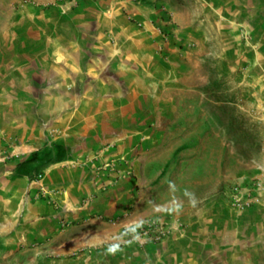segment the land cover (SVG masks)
<instances>
[{"label": "rangeland", "instance_id": "obj_1", "mask_svg": "<svg viewBox=\"0 0 264 264\" xmlns=\"http://www.w3.org/2000/svg\"><path fill=\"white\" fill-rule=\"evenodd\" d=\"M83 1L0 0V82L8 77L9 67L19 68L14 75L21 77L15 88L1 86L0 101L18 102L19 114L29 107L42 129L48 128L43 102L48 58L39 55L40 35L51 38L49 62L67 65L69 74L77 76V81L67 82L68 94L82 99L96 90L89 87L90 73L78 79L70 66L77 58L67 60L60 52L76 47L72 44L78 41L65 43L59 37L75 33L72 17ZM237 2L154 0L163 21L162 26L153 23L155 31L164 43L175 38L178 56L172 67L132 71L130 79L141 77L145 83L115 88L127 98L126 109L116 103L114 113L97 121V135L90 134L91 128H80L81 120L76 127L77 132H87L79 136L83 147L92 141L99 146V157L111 156L87 168L103 180L98 191L129 192V209L111 217L69 215L46 234L39 226L33 233L12 230L0 239V264H102L93 258L102 251L138 255L141 250L144 256H155L158 245L187 238L196 241L195 255L206 256L209 264H220L218 257L227 264H264V206L252 215L233 210L242 215L236 218L224 199L230 184L264 177V72L233 66ZM255 28L260 43L264 31L260 25ZM239 30L243 33L237 43L245 46L250 35L244 27ZM45 155L43 149L33 154L43 160ZM69 165L77 174L85 162ZM40 175L35 181L42 187ZM81 240L86 245L74 247ZM65 243L70 247L64 248ZM81 256L87 257L82 261ZM163 264H172L171 259L164 258Z\"/></svg>", "mask_w": 264, "mask_h": 264}, {"label": "crops", "instance_id": "obj_2", "mask_svg": "<svg viewBox=\"0 0 264 264\" xmlns=\"http://www.w3.org/2000/svg\"><path fill=\"white\" fill-rule=\"evenodd\" d=\"M238 1L234 15L236 60L233 66L235 70L243 71L245 68V71L264 72V36H260V43H257V30L254 31L259 25L264 31V19L259 20L264 2ZM153 2L85 0L75 9L72 17L75 33H62L59 39L65 43L72 39L78 42L72 44L76 46L75 49L69 51L61 48L60 52L67 60L71 59L70 56L77 58L70 60L69 64L78 72V79L90 73L89 87L96 90L82 99L67 91V82L72 78L77 81V76L69 74L67 65H52L49 62L48 40L51 38L45 34L39 36V55L48 58L43 70V83L46 86L44 114L48 128L44 130L40 123L35 122L34 114L28 112L29 107H22L24 113L19 114L18 102L9 104L8 101H0V239L7 237L12 230L33 233L36 226L43 234L50 233L60 227L62 219L69 215L85 218L100 214L111 217L124 214L129 209V192L125 195V192L119 193L113 189L104 193L98 191L103 180L87 168L98 166L111 156L99 157V146L92 141L83 147L79 136L87 132H77L76 127L80 124H77V120H81L83 125L80 128H91L90 134H95L97 121L105 120L114 113L116 103L122 102V110L126 109L124 103L128 101L127 98L124 95L120 97L115 88L125 84L131 86L132 82L145 83L141 77L130 79L132 71L168 68L178 56L172 44L175 39L173 35L169 38L171 42L164 43L153 27V23L160 26L163 23L159 12L153 8ZM243 9H246L245 14ZM243 27L250 35V42L245 46L237 43L239 38L242 39L243 32L239 34V29ZM132 63L134 67H131ZM9 68L8 77L0 82V88L7 84L14 88L19 86L21 77L14 75L19 68ZM42 149L46 152V160L33 156ZM81 161L85 165L75 174V167L69 164ZM41 172L44 184L39 187L35 179ZM112 174L107 176L112 179ZM121 174L125 178L123 165ZM104 182H107L106 178ZM121 182L124 184V181ZM84 201L88 202L84 204ZM255 211L245 213L252 215ZM230 212L236 218L242 217L233 210ZM227 214H224V222ZM222 216L223 213L220 214ZM187 232L190 234L192 231ZM195 242L191 238L165 242L164 247L158 245L157 248L166 250L155 251V256H144L141 250L138 255H132L130 251L116 254L106 250L93 258L102 264H163L164 258H170L172 264H209L210 259L206 256L195 255L194 249L198 246ZM84 245L86 242L81 240L74 247L82 248ZM67 247H70V243H65L64 248ZM84 257L80 259L83 261ZM217 259L220 264H227L226 258Z\"/></svg>", "mask_w": 264, "mask_h": 264}, {"label": "built area", "instance_id": "obj_3", "mask_svg": "<svg viewBox=\"0 0 264 264\" xmlns=\"http://www.w3.org/2000/svg\"><path fill=\"white\" fill-rule=\"evenodd\" d=\"M36 179L40 180L41 175L37 174ZM224 199L230 209L237 212L252 211L263 207L264 177L230 184L224 192Z\"/></svg>", "mask_w": 264, "mask_h": 264}]
</instances>
